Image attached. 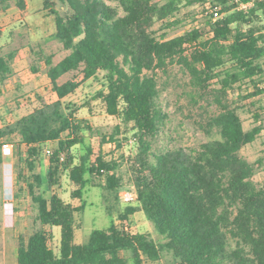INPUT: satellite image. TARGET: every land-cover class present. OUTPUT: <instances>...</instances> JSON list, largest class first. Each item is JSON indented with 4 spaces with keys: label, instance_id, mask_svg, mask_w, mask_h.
Instances as JSON below:
<instances>
[{
    "label": "trees",
    "instance_id": "trees-1",
    "mask_svg": "<svg viewBox=\"0 0 264 264\" xmlns=\"http://www.w3.org/2000/svg\"><path fill=\"white\" fill-rule=\"evenodd\" d=\"M248 1L42 0L54 17L50 38L66 52L56 62L52 54L42 56L56 98L47 101L37 94L29 112L0 126V168L5 161L2 148L8 144L14 158L13 197L21 199L24 192L30 198L29 223L26 230L20 227L17 238V264H142L144 259L264 264V187L253 179L254 163L240 153L263 127L252 110L255 125L245 129L238 109L225 101L244 80L254 88L245 99L264 92L258 87L264 74V0L240 8ZM11 2L25 9V0H0V9L6 11ZM57 3L66 8L64 13ZM207 3L220 6L215 20L206 16L203 24L173 37L154 28L157 22L160 29L171 28L178 21L170 19L182 7ZM14 56V50L0 54V95L13 74ZM170 63L187 72L194 89L217 85L213 97L220 108L206 121L209 137L190 151L154 147L168 120L159 102L156 71L164 72ZM31 69L37 71L33 65ZM99 72L103 90L96 95L107 114L118 119L108 135L101 134V143L108 137L120 146L118 137L131 136L135 147L125 161L106 160L100 151L92 158L84 134L92 127L77 115L79 108L65 100ZM66 74L71 78L59 82ZM60 174L74 186L69 196L78 199V205L54 191ZM94 186L105 192L110 218L115 217L112 201H120L128 191L134 201L120 205L118 223L111 219L76 243V214L86 208L84 196ZM13 211L20 209L14 204ZM137 211L154 236L124 228ZM52 227L59 228L57 252L50 246Z\"/></svg>",
    "mask_w": 264,
    "mask_h": 264
},
{
    "label": "rangeland",
    "instance_id": "rangeland-1",
    "mask_svg": "<svg viewBox=\"0 0 264 264\" xmlns=\"http://www.w3.org/2000/svg\"><path fill=\"white\" fill-rule=\"evenodd\" d=\"M111 4L115 3L112 2ZM55 7L61 13L66 11V8L59 3ZM201 9V6L182 7L170 19L171 21H178L171 28L160 29V22H157L154 28L159 29V34L167 33V37L181 34L191 27L205 22L206 15L202 13ZM262 23H264V19ZM54 31V17L49 14L48 10L43 8L42 0H25V9L23 10L18 9L13 2H11L10 7L6 11L0 9V54L11 50L15 51V56L11 63L13 74L7 80L0 95V125L29 112L33 105L37 104L35 99L37 94L47 101H52L56 98L50 89V83L45 74L46 66L42 59L43 55L52 54L53 61L56 62L66 53L59 42L50 38ZM32 65L37 68L36 72L32 71ZM226 65L229 66V64ZM71 76L72 74H66L59 79V82H63L71 78ZM156 78L160 94L159 102L168 114V120L164 131L158 135L157 140L154 142V147H165L168 149L181 147L186 151L197 148L209 137L206 130L207 119L216 114L220 108L213 97L217 89L216 83L211 84L205 90L194 89L189 84L187 72L176 63H170L164 72L157 70ZM259 78L261 80L258 87L264 89V74H261ZM102 79L103 74L99 72L95 78L87 80L75 93L68 95L65 100L73 102L79 108L77 115L82 119H86L92 127V131L84 130V134L87 135V140L93 149L94 155H92V158L94 159L95 154L100 151L106 160L117 159L125 161L127 155L135 147L131 136L125 134L118 137L120 146H115V143L110 141L108 137L105 138L106 143H101V134L108 135L118 122L116 117L107 114L104 102L96 95L98 91L103 90ZM253 90L254 88L250 81L244 80L233 86V89L228 92L225 101L230 106L238 109L245 129H250L255 125L252 110H255L260 115V122L257 124L260 123L263 127L261 133L254 142L246 144L240 153L246 160L254 163L256 172L253 179L258 186L264 187V92L245 99L244 96ZM251 103H253L252 106ZM53 146L54 144L50 143V147ZM72 150L78 157L80 153L79 147L75 146ZM9 160L13 164L14 158L11 155ZM46 163L47 160L45 158L43 165H47ZM14 172L13 166L8 164H3L0 168V236L6 232L9 233L14 229H18L15 226L16 212H14L13 223L10 226H6L4 213V189L5 186L13 187ZM5 175L7 181L5 180ZM125 182L128 183L126 178ZM9 183L12 184L10 185ZM72 188L74 186L69 182L66 174H60L56 177V183L53 185L54 191L63 199L78 205V199H70L69 193ZM91 189L88 197L87 195L84 196L88 201L86 208L81 213L76 214V234L79 241H84L85 236L91 229L108 226L111 219L118 223L115 218L116 211L126 202L134 201V194L129 191L123 194L120 201H112L111 206L114 208L112 213L115 217L110 218L104 208L103 195L105 192L97 186ZM10 194L9 192L6 193L7 202L12 197ZM20 198L12 197V201L20 209L19 215L23 218L22 222L24 220L27 222L25 226H22L26 230L29 219L24 218L29 216L30 198L24 192ZM8 211L12 212L13 210L10 211L9 209ZM125 224L130 225L134 232H148L154 236L150 223L142 213L129 216V220ZM25 233H29V230L25 231ZM54 245V240H51L50 246L53 249ZM142 264L169 263L166 259L154 262L144 259Z\"/></svg>",
    "mask_w": 264,
    "mask_h": 264
},
{
    "label": "crops",
    "instance_id": "crops-1",
    "mask_svg": "<svg viewBox=\"0 0 264 264\" xmlns=\"http://www.w3.org/2000/svg\"><path fill=\"white\" fill-rule=\"evenodd\" d=\"M1 126V125H0ZM12 152V149H11ZM4 165L8 164L9 166H12V162L9 160L10 158V154L4 153ZM12 169V167H11ZM13 178V176H12ZM75 205V204H73ZM11 208L9 207V205L6 207V215H5V222H6V226H10L13 223V219H14V213L9 212L8 210ZM13 210V209H12ZM20 211L16 212V218H15V226L18 229H14L13 231L9 232V233H5L4 235H2L0 237V242H1V247H0V264H17V238H18V234H19V229L20 227L22 228V226L26 225V221L24 220V222H22L23 218L22 216L19 215ZM136 213H142V211H137L132 215H135ZM143 214V213H142ZM144 215V214H143ZM24 219L28 220V217L26 216ZM12 222V223H10ZM52 232L54 233V251L57 252L58 250V245H59V239H60V233H59V228L58 227H52ZM75 242L76 243H82L83 241H79L77 239V234L75 231ZM144 261V260H143ZM142 261V263H143Z\"/></svg>",
    "mask_w": 264,
    "mask_h": 264
},
{
    "label": "built area",
    "instance_id": "built-area-1",
    "mask_svg": "<svg viewBox=\"0 0 264 264\" xmlns=\"http://www.w3.org/2000/svg\"><path fill=\"white\" fill-rule=\"evenodd\" d=\"M252 1H253V0H249L247 3H241V4H240V8L245 9L247 6L251 5ZM202 13H203L204 15H206V16H211L212 19L215 20L216 18H218V17L220 16V6H218V5H212V4H210V3H207V4H205V5L202 7ZM2 152H3V154H4V153H7V154H10V155H11V146L8 145V144H5V145L3 146V148H2ZM3 172L5 173V171H3ZM5 180L7 181L6 175H5ZM9 184L11 185L12 183H9ZM4 185H5V181H4ZM4 192H5L4 213H6V207H7L8 205L10 206L11 211H12V209H13V205H14V204H13V201H12V197H13V187L11 188V186H9V187L5 186ZM7 192H9V194H10V192H11L10 196H12L9 202H7V200H6V193H7ZM128 195H129V194H128ZM129 196H130V195H129ZM129 198H130V197H129ZM130 199H131V198H130ZM13 213H14V211H13ZM5 215H6V214H5ZM11 223H12V222H11ZM124 228H125L126 230H128L129 232L134 233V231L132 230V228H131L130 225L125 224V225H124Z\"/></svg>",
    "mask_w": 264,
    "mask_h": 264
}]
</instances>
